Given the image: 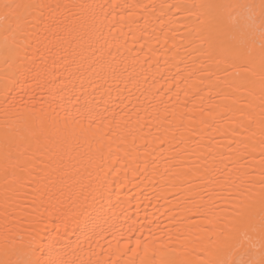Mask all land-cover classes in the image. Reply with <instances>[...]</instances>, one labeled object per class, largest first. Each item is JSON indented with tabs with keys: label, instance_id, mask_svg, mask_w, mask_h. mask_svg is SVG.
<instances>
[{
	"label": "bare ground",
	"instance_id": "6f19581e",
	"mask_svg": "<svg viewBox=\"0 0 264 264\" xmlns=\"http://www.w3.org/2000/svg\"><path fill=\"white\" fill-rule=\"evenodd\" d=\"M260 5L0 0V264H259Z\"/></svg>",
	"mask_w": 264,
	"mask_h": 264
},
{
	"label": "snow or ice",
	"instance_id": "6c2138e0",
	"mask_svg": "<svg viewBox=\"0 0 264 264\" xmlns=\"http://www.w3.org/2000/svg\"><path fill=\"white\" fill-rule=\"evenodd\" d=\"M5 9H10L13 7H19V5L13 6L10 4H5L4 5ZM21 23V18L17 17V26L19 27ZM249 23L251 24H255L256 23V16L255 14H253L252 16L248 17L245 19V26H247ZM259 29L261 32V36L264 37V0H261V5H260V14H259ZM261 48L262 50H264V42H262L261 44ZM6 79H8L6 77ZM12 79H15V75H13ZM7 87V84H6ZM101 195L103 194L102 192L100 193ZM248 239L247 236V232L242 228V227H237L235 230V234L233 236V247L236 249H240L243 246V243L245 240ZM262 240H264V237H262ZM141 244V241L139 239H137L136 241V245L137 247H139ZM264 246V245H262ZM34 251H38V250H34ZM246 253H241V255L233 262H229V261H219L217 262V264H256L255 261L251 260V259H245ZM30 264H54L53 261L51 260H41V259H36L35 261L30 262ZM259 264H264V259H261V261L259 262Z\"/></svg>",
	"mask_w": 264,
	"mask_h": 264
}]
</instances>
